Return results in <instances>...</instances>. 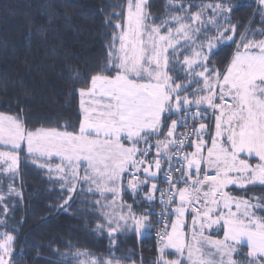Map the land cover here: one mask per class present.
<instances>
[{
  "label": "snow or ice",
  "instance_id": "snow-or-ice-1",
  "mask_svg": "<svg viewBox=\"0 0 264 264\" xmlns=\"http://www.w3.org/2000/svg\"><path fill=\"white\" fill-rule=\"evenodd\" d=\"M243 6L110 5L102 61L69 66L76 122L30 126L19 104L0 111V264L25 258L9 223L22 154L58 186L60 209L91 197L90 235L108 241L60 264H144L120 253L131 236L154 237L151 264H264V19L241 29Z\"/></svg>",
  "mask_w": 264,
  "mask_h": 264
},
{
  "label": "trees",
  "instance_id": "trees-1",
  "mask_svg": "<svg viewBox=\"0 0 264 264\" xmlns=\"http://www.w3.org/2000/svg\"><path fill=\"white\" fill-rule=\"evenodd\" d=\"M159 5L163 0H154ZM242 3L232 14L243 27L259 26L264 16L254 15L255 0ZM124 0H0V111H25L30 126H55L77 121L78 97L72 95L74 81L68 79L69 66L81 70L95 68L103 59V45L111 29L104 21L113 11L110 5ZM118 10V9H117ZM153 11L158 12L159 8ZM42 28L43 31L37 30ZM16 185L24 193L17 201L9 223L19 225L18 250L23 264H60L62 254L81 250L104 251L107 239L90 235L96 217L89 215L77 196L71 207L62 210L58 186L54 187L42 171L21 159ZM22 222V223H21ZM155 239L121 237V254L135 253L151 264Z\"/></svg>",
  "mask_w": 264,
  "mask_h": 264
},
{
  "label": "rangeland",
  "instance_id": "rangeland-1",
  "mask_svg": "<svg viewBox=\"0 0 264 264\" xmlns=\"http://www.w3.org/2000/svg\"><path fill=\"white\" fill-rule=\"evenodd\" d=\"M255 1H256L257 5H258V0H255ZM258 6H259V5H258ZM162 186H165V185H161V187H162Z\"/></svg>",
  "mask_w": 264,
  "mask_h": 264
},
{
  "label": "built area",
  "instance_id": "built-area-1",
  "mask_svg": "<svg viewBox=\"0 0 264 264\" xmlns=\"http://www.w3.org/2000/svg\"><path fill=\"white\" fill-rule=\"evenodd\" d=\"M162 187H165V186H162Z\"/></svg>",
  "mask_w": 264,
  "mask_h": 264
}]
</instances>
